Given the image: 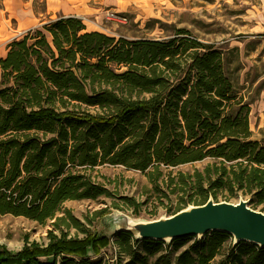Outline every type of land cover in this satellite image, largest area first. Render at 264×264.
<instances>
[{
  "label": "trees",
  "instance_id": "trees-1",
  "mask_svg": "<svg viewBox=\"0 0 264 264\" xmlns=\"http://www.w3.org/2000/svg\"><path fill=\"white\" fill-rule=\"evenodd\" d=\"M187 34L115 39L69 16L11 41L0 58V215L78 227L69 210L57 214L104 194L89 176L96 167L140 172L157 188L174 180L163 169L204 160L182 204L227 189L264 206V147L252 139L249 103L222 50L177 36ZM120 229L114 264H264V247L227 244L231 235L218 231L166 243ZM50 236L45 247H0V264H103L97 256L111 244L98 234Z\"/></svg>",
  "mask_w": 264,
  "mask_h": 264
},
{
  "label": "rangeland",
  "instance_id": "rangeland-1",
  "mask_svg": "<svg viewBox=\"0 0 264 264\" xmlns=\"http://www.w3.org/2000/svg\"><path fill=\"white\" fill-rule=\"evenodd\" d=\"M107 11L125 16L126 22L106 20ZM69 16L79 18L86 31L115 39L165 40L183 29L189 34L178 37L188 36L221 49L226 72L249 103L252 139L264 147V0H0V58L5 56L7 45L27 31L42 30L50 20ZM31 22L35 24L30 26ZM209 162L163 169V173H171L174 183L179 179L178 174L184 176L187 185L183 191L178 190L181 186L169 183L170 178L165 177L167 185L164 182L155 188L140 172L98 166L89 171V176L104 188V194L95 199L67 201L57 214L61 216L63 210H69L78 227H57L54 220L40 224L23 217L0 215V247L17 252L31 244L45 247L50 235L80 239L87 234H98L109 238L111 244L97 257L103 264H114L119 258L114 240L120 227L137 238L144 226L165 219L179 206L182 212L192 209L194 203H181L193 192L189 176L194 171H203ZM207 196V201L215 203L242 201L249 209L264 214V206L254 205L251 196L242 191L217 189L209 191ZM202 237L192 236L188 243ZM227 241V244L237 243L233 236Z\"/></svg>",
  "mask_w": 264,
  "mask_h": 264
},
{
  "label": "water",
  "instance_id": "water-1",
  "mask_svg": "<svg viewBox=\"0 0 264 264\" xmlns=\"http://www.w3.org/2000/svg\"><path fill=\"white\" fill-rule=\"evenodd\" d=\"M212 231L229 234L234 237L235 242H248L264 247V214L249 209L242 201L231 204L208 200L187 212L179 211L144 226L137 238L171 241L195 235L204 236Z\"/></svg>",
  "mask_w": 264,
  "mask_h": 264
},
{
  "label": "built area",
  "instance_id": "built-area-1",
  "mask_svg": "<svg viewBox=\"0 0 264 264\" xmlns=\"http://www.w3.org/2000/svg\"><path fill=\"white\" fill-rule=\"evenodd\" d=\"M104 18L106 20H109V21H113V22H116V23H119V24H123L126 22V17L123 16V15H117L113 12H105L104 13Z\"/></svg>",
  "mask_w": 264,
  "mask_h": 264
},
{
  "label": "crops",
  "instance_id": "crops-1",
  "mask_svg": "<svg viewBox=\"0 0 264 264\" xmlns=\"http://www.w3.org/2000/svg\"><path fill=\"white\" fill-rule=\"evenodd\" d=\"M6 1V0H5ZM24 11H26V10H24ZM35 23L34 22H31V24H30V26H33Z\"/></svg>",
  "mask_w": 264,
  "mask_h": 264
}]
</instances>
